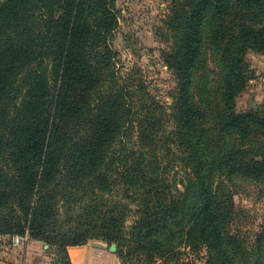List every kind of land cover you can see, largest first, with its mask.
Wrapping results in <instances>:
<instances>
[{"label": "trees", "instance_id": "obj_1", "mask_svg": "<svg viewBox=\"0 0 264 264\" xmlns=\"http://www.w3.org/2000/svg\"><path fill=\"white\" fill-rule=\"evenodd\" d=\"M231 1H175L164 60L177 84L165 106L141 84L119 83L110 41L116 0H0V235L26 231L58 264H69L67 246L97 236L116 243L121 264L124 247L148 263L173 260L179 245L203 246L211 264H247L238 259L250 251L219 212L213 175L262 181L264 150L206 152L191 93L210 16L221 123L241 138L264 128V102L235 110L245 52L264 49V0H234L243 21L229 28L218 21ZM174 164L179 182L168 177ZM127 212L136 215L128 230Z\"/></svg>", "mask_w": 264, "mask_h": 264}, {"label": "rangeland", "instance_id": "obj_2", "mask_svg": "<svg viewBox=\"0 0 264 264\" xmlns=\"http://www.w3.org/2000/svg\"><path fill=\"white\" fill-rule=\"evenodd\" d=\"M175 1L116 0L119 11L118 27L110 38L115 69L121 81L119 83L141 84L143 91L150 92L165 106L172 103L173 89L177 84L173 69L169 68L164 60V54L171 49L173 43L164 21L175 8ZM229 6L231 9L218 22L222 21L223 24L226 23V27L231 28L234 22L243 21V10L234 0ZM212 29L213 23L208 16L202 23L203 48L194 68L191 87L192 100L203 112L197 123L202 130L204 150L216 152L220 148L223 152L228 148L247 146L257 152L263 151L264 128L251 126L246 137L241 138L224 128L221 123V104L218 96L222 78L221 62L211 43ZM244 57L247 62L242 70L245 86L235 97L236 112L257 109L264 102V49L249 48ZM130 135L134 138V132ZM173 168L168 177L171 180L175 177L176 182H179L182 178L179 165L174 164ZM213 180L221 201L219 212L227 219L231 218L229 224H226L228 231L236 236L241 247L250 251L238 261L245 259L247 264H253L261 260V264H264V180L254 181L241 176L227 179L220 172H215ZM104 197L108 202L117 198L116 195L109 194ZM59 210L63 216L66 207L62 206ZM76 210L77 207H74L72 211ZM135 216L133 212L125 213L126 230ZM10 238L11 235H6L5 241L10 243ZM91 239L102 240L99 236ZM176 250L180 255L173 256V260L164 262L162 257L156 256L154 260L144 263L140 258H129L127 248L124 247V264H211L203 246L191 248L179 245ZM259 251L261 254H258ZM252 254L254 257H251Z\"/></svg>", "mask_w": 264, "mask_h": 264}, {"label": "crops", "instance_id": "obj_3", "mask_svg": "<svg viewBox=\"0 0 264 264\" xmlns=\"http://www.w3.org/2000/svg\"><path fill=\"white\" fill-rule=\"evenodd\" d=\"M0 235V264H58L49 245L43 241L28 238L18 246L5 241ZM47 244V245H46ZM69 264H121L116 250L100 239L66 247Z\"/></svg>", "mask_w": 264, "mask_h": 264}, {"label": "built area", "instance_id": "obj_4", "mask_svg": "<svg viewBox=\"0 0 264 264\" xmlns=\"http://www.w3.org/2000/svg\"><path fill=\"white\" fill-rule=\"evenodd\" d=\"M28 238H29V235L26 231L23 234H13V235H11L10 243L13 246H18L21 243L28 240Z\"/></svg>", "mask_w": 264, "mask_h": 264}, {"label": "water", "instance_id": "obj_5", "mask_svg": "<svg viewBox=\"0 0 264 264\" xmlns=\"http://www.w3.org/2000/svg\"><path fill=\"white\" fill-rule=\"evenodd\" d=\"M47 245V244H46ZM109 249L111 250V251H115L116 250V244L115 243H110L109 244Z\"/></svg>", "mask_w": 264, "mask_h": 264}]
</instances>
